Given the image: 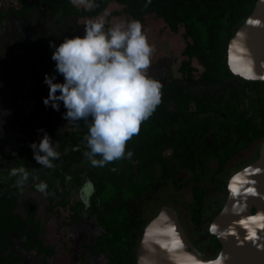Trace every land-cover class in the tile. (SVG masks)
I'll list each match as a JSON object with an SVG mask.
<instances>
[{"label": "trees", "instance_id": "16d2710c", "mask_svg": "<svg viewBox=\"0 0 264 264\" xmlns=\"http://www.w3.org/2000/svg\"><path fill=\"white\" fill-rule=\"evenodd\" d=\"M89 2L98 6L86 9L84 6H76L72 0H16V4H10L0 11V23L5 24L9 17L24 18L30 14L52 17L57 23H62L64 18L70 17L92 18L105 11L110 3H117L122 9L112 11L111 15L125 14L143 22L147 14L153 13L165 22L170 31L177 32L180 27L183 28L185 46L181 54L184 58L178 67L181 78L179 81L161 83L163 85L161 104L152 116L140 125L139 134L133 136L126 144L125 151L133 154L129 159L126 184L141 186L140 191L135 197L129 198L120 191L113 200L104 201L98 206L96 200L106 189L105 179L109 169L105 168L100 173L90 171L96 183L89 211L102 232L95 235L90 242L83 243L82 247L92 255L105 256L106 264H137L136 253L128 254L121 233L133 220L131 201L148 192L153 186L152 181L142 184L140 176L153 164H158L161 168V179H170L175 190L183 186L177 182L176 172L170 170L163 156L166 149H171L173 157L182 168L195 166L200 154L215 157L217 166L210 177V182L214 190L227 193V180L219 178L227 162L235 153L256 141L261 143L264 140V81L244 79L233 73L227 63L228 42L236 28L253 10L256 0H151V3L148 0H89ZM107 30L108 26L106 32ZM13 38L16 40V33ZM50 41L53 47H49ZM55 47H58L55 38L46 32L40 38H24L17 48L19 52H24L29 57L31 68L38 76L37 96L44 93L45 74L55 76L53 81L62 78V75L55 71V61L51 59ZM193 59L202 68L198 75H195ZM233 78L243 79L251 90L231 87L208 94H202L198 90L200 87L216 86ZM252 95L255 96L251 100ZM49 110L50 117L55 118L63 114L64 107L60 103L59 111L53 110L50 106ZM35 117L36 115L32 116L33 119ZM90 122L91 117L87 122L83 119L73 121L81 136L71 138V133L61 134L62 144L59 150L50 144V147L60 152V155L64 146L80 145V150L67 152L66 164L55 173L62 181L64 173L71 165L80 163L85 153L90 151L87 142H82ZM69 140L72 142L69 143ZM39 143H36L37 150ZM232 147H237L236 152L230 151ZM33 150L29 145H22L17 154L11 153L7 156L11 164L8 179L2 180L4 181L2 183L1 179L4 178L0 177V264L21 262L20 248L16 246L14 236L20 238L25 251H33L44 258L55 253L53 245L43 242L41 238L43 226L38 220H34L33 213L22 217L15 212L23 191L15 186L14 182V178L20 179V176H11L10 173L12 169L20 167L28 172L29 161L42 165L35 160L34 153L35 155L38 153ZM39 155L45 154L39 150ZM49 160L54 164L53 158ZM82 171V167L76 170L78 181ZM195 179L197 183L192 188L189 213L193 230L197 232L202 224L206 191L198 183L199 175H196ZM47 185L49 193L60 194L51 188L49 182ZM57 205L64 207L67 201L60 200ZM83 207L82 202L70 207V222L79 216V211ZM210 245L214 254L221 247L216 236L211 233Z\"/></svg>", "mask_w": 264, "mask_h": 264}, {"label": "rangeland", "instance_id": "374dc122", "mask_svg": "<svg viewBox=\"0 0 264 264\" xmlns=\"http://www.w3.org/2000/svg\"><path fill=\"white\" fill-rule=\"evenodd\" d=\"M10 4H16V0H0V11ZM76 6L82 7L83 5ZM121 9L122 6L119 4L110 3L105 11L92 18L70 17L64 18L62 23H57L52 17H38L35 14H30L24 18L9 17L5 24L0 23V152H8L19 145L18 139L27 133L24 127L31 114H43L42 117L35 120L34 128L29 130L28 133L31 137L43 138L47 133L50 142H58L59 133L77 130V128H73V121L64 119L63 115L56 119L50 117L49 107L43 103V99L48 96L47 85L44 86L42 96L36 95L38 76L31 68L29 57L24 52L17 50L23 39L26 37L40 38L44 33L49 32L59 46L65 38L83 37L86 20L103 19L105 22L103 30L106 32V26L109 29L116 23L126 24L134 20L125 14L111 15L112 11ZM140 23L149 44L154 49L148 75L161 83L179 81L181 75L178 67L184 58L181 52L185 46V39L182 36L183 28L180 27L177 32H172L165 22L153 13L147 14L144 21ZM14 33L17 35L16 40L13 38ZM192 65L196 68L195 75H198L202 68L195 59L192 60ZM63 82V76L59 81H53V83ZM231 87L251 90L249 84L240 78L223 81L216 86L200 87L198 90L202 94H208L228 90ZM60 103L63 105L62 102ZM66 111L64 108L63 114ZM39 129L42 131H38ZM86 135H83L82 142L86 141L84 139ZM3 139H9V144ZM259 143L256 141L235 153L227 162L226 168L219 178L228 180L239 168L255 160L258 156ZM236 149L237 147H232L230 151L236 152ZM163 156L170 170L176 172L177 182L182 183L183 186L179 190H175L170 179H161V168L158 164H153L147 172L140 176L139 180L142 184L152 181L153 186L148 192L133 199L130 203L133 220L121 233L125 249L128 254L136 253L145 224L158 212L160 207L169 205L178 214L192 244L203 257L211 258L215 254L210 245L208 225L226 198V193L214 190L210 182V177L217 166V159L200 154L195 166L182 168L173 157L171 149H166ZM85 158V170L81 174V180L90 177L88 167L95 171H100L103 168L92 166L89 158L87 156ZM95 158L100 159L101 157L96 156ZM104 167L109 169V173L105 179L106 189L96 200L98 206H101L104 201L113 200L120 191L126 198L135 197L140 191L141 186L126 184L129 159L114 161ZM44 170V165L35 163L28 169L30 179L19 187L23 189L22 198H31L38 203L39 208L35 217L41 221L43 226L41 238L45 244L55 247V253L51 257L44 258L42 255H36L33 251H25L21 246L20 238L14 236L15 244L20 248L21 262L18 264H106L105 256L92 255L82 247L83 243L90 242L95 235L102 232L94 217L87 210H81L79 216L70 222L69 205L72 204V201L67 199V205L62 207L57 205L55 200L50 209L48 202L31 189V184L39 179ZM196 175H199L198 183L206 191L202 224L197 232L193 230L189 213L192 188L197 183ZM19 204L17 211H22L23 206L21 203Z\"/></svg>", "mask_w": 264, "mask_h": 264}, {"label": "clouds", "instance_id": "9594fccd", "mask_svg": "<svg viewBox=\"0 0 264 264\" xmlns=\"http://www.w3.org/2000/svg\"><path fill=\"white\" fill-rule=\"evenodd\" d=\"M72 3L86 9L98 6L89 0H72ZM104 26L103 19L86 20L83 37L65 38L51 55L55 71L63 76L64 82L53 83L55 76L48 74L43 80L48 86V96L43 99L45 106L59 111V102H62L67 110L63 118L69 121L83 119L87 122L91 117L84 139L90 150L85 155L94 167L130 159L133 154L125 151L127 142L139 134L140 125L162 102L163 85L148 75L154 49L144 34L142 24L137 20L116 23L107 32L103 30ZM53 46L50 41L49 47ZM246 64L245 78L257 79L251 60ZM259 78L264 79V76ZM76 127L73 124V128ZM29 147L36 149L37 145L33 142ZM38 147L45 155L34 153L35 160L47 168H54L49 158L58 159L60 152L50 147L47 133ZM96 156L101 158L96 159ZM10 174L20 176L17 187L28 179V172L23 167L12 169ZM35 188L47 194V183L42 181ZM93 192L94 186L90 182L82 189L81 198L86 204ZM260 219L264 220V217ZM259 226L264 227V224ZM192 264H224V257L217 255L207 261L192 260Z\"/></svg>", "mask_w": 264, "mask_h": 264}, {"label": "water", "instance_id": "95a60500", "mask_svg": "<svg viewBox=\"0 0 264 264\" xmlns=\"http://www.w3.org/2000/svg\"><path fill=\"white\" fill-rule=\"evenodd\" d=\"M251 60L257 79L264 76V0H256L251 13L236 28L227 45L230 70L245 78ZM226 198L208 225L220 242L219 251L203 257L188 238L173 207L163 205L145 224L136 251L137 264H192L224 257V264H264V140L258 156L227 180ZM35 205L29 203V209ZM254 209V211H253Z\"/></svg>", "mask_w": 264, "mask_h": 264}, {"label": "flooded vegetation", "instance_id": "af4514ba", "mask_svg": "<svg viewBox=\"0 0 264 264\" xmlns=\"http://www.w3.org/2000/svg\"><path fill=\"white\" fill-rule=\"evenodd\" d=\"M253 96H255V95H252L250 97V99ZM33 115H36V117L34 119L32 118ZM62 115H60V116H62ZM42 116H43V114H31L30 117L28 118L27 122H26V126L24 127V130H26L27 133L24 135V137L18 139L19 145H17L12 150L10 149V151H8V152H0V177L4 178V179H1L2 183L4 182L2 180H7L8 179V175H9V172H10L9 170H10V165L11 164H10V161L8 160L7 156L11 155V153L17 154V152L21 149L22 145H30L33 142L36 144V143L41 141V139H42L41 137L40 138L39 137H36V138L31 137V135H29L28 132H29L30 129L34 128L35 120L38 117H42ZM60 116H57V117L52 118V119H56V118H58ZM64 133H71V138H78V137L81 136V134L78 133V130L71 131V132H61V133H59L58 142H50V144H53V145H55L57 147V150H59V147L62 144L61 134H64ZM72 133H74V134H72ZM3 141L8 143V144L10 142L9 139H3ZM71 142H72V140H69V143H71ZM79 143L81 144V140L79 141ZM69 150H74V151L75 150H80V145L79 144H77V145L68 144L67 146H64V148L61 150L62 154L60 155V157L58 159H53L54 164H56V166L54 168H47L45 166V168H47V169H45L43 171V173L39 176V179L34 181L31 184L30 187L35 192H37L44 200H46L50 207H51V204L53 202H55V200L58 202L60 200H66L67 201V199H69L70 201H72V204L69 205V209H70L71 206H74L77 202H82V206H84V207L81 210H87L90 213L89 204L91 202V199L93 198V195L95 193V189H94V192L91 194V196L88 197V203L87 204L81 198L82 195H83L82 189H84L86 187V184L89 183V182L94 186L96 181L92 178V176L90 174V171H95V170H93L90 167H88V173H89L90 177L86 178L84 180H81V174L85 170L84 168H85V161H86L85 157H86V155L83 157V159H82V161L80 163H78V164L75 163V164L71 165V168L64 173L63 181L61 179H59L58 176H55V173L59 172L63 168V166L66 164V162H67L66 161L67 160L66 159V157H67L66 154H67V152H69ZM33 151H36V153H38L37 155H39V150H37V148L34 149ZM35 163H36L35 161H29L28 162L29 168L32 167ZM80 167H82L83 171L79 174L80 179L78 181V179H77L78 175L76 173V170L78 168H80ZM105 168L106 167H103V168L100 169V171H95V172L100 173ZM71 172H72V175H70ZM108 173H109V171H108ZM29 179L30 178H28L27 181ZM18 180H19V178H14V182L16 184H17ZM42 181L45 182V183L49 182L50 186H52L51 188L53 190H57L58 192H60V194H54V193L51 194V193H49V190H47V189L45 190V192L47 194L38 192L36 190V188H35V185L39 184ZM72 196H74L75 198L72 197ZM19 203H21L22 206H23V210L22 211H17V209L19 208V205H20ZM29 203L35 205L34 210H30L29 209ZM38 208H39V205H38V203L36 201H34L31 198H22V196H21V198L18 201V205L15 208V212L17 214L21 215L22 217H27L29 215V213L32 212L34 220H37L35 215L37 214ZM70 213H71V210H70ZM38 221L41 224V221L40 220H38Z\"/></svg>", "mask_w": 264, "mask_h": 264}]
</instances>
